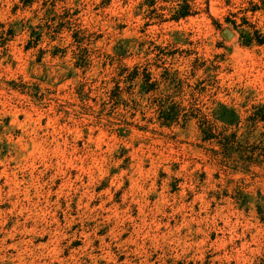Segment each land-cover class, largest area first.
<instances>
[{"label":"rangeland","instance_id":"374dc122","mask_svg":"<svg viewBox=\"0 0 264 264\" xmlns=\"http://www.w3.org/2000/svg\"><path fill=\"white\" fill-rule=\"evenodd\" d=\"M0 264H264V0H0Z\"/></svg>","mask_w":264,"mask_h":264},{"label":"water","instance_id":"95a60500","mask_svg":"<svg viewBox=\"0 0 264 264\" xmlns=\"http://www.w3.org/2000/svg\"><path fill=\"white\" fill-rule=\"evenodd\" d=\"M223 35H224V36H228V35H229L228 31H224V32H223Z\"/></svg>","mask_w":264,"mask_h":264},{"label":"trees","instance_id":"16d2710c","mask_svg":"<svg viewBox=\"0 0 264 264\" xmlns=\"http://www.w3.org/2000/svg\"><path fill=\"white\" fill-rule=\"evenodd\" d=\"M24 2H26V0H24ZM184 14H185V13H183V12L180 13V15H184ZM205 136H207V135H205Z\"/></svg>","mask_w":264,"mask_h":264}]
</instances>
